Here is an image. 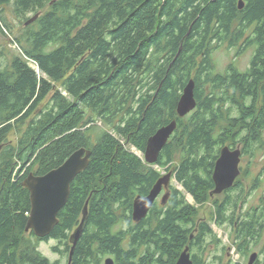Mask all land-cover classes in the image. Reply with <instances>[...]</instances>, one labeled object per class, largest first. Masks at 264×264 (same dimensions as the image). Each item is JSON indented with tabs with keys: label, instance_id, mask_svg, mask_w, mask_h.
Wrapping results in <instances>:
<instances>
[{
	"label": "trees",
	"instance_id": "trees-1",
	"mask_svg": "<svg viewBox=\"0 0 264 264\" xmlns=\"http://www.w3.org/2000/svg\"><path fill=\"white\" fill-rule=\"evenodd\" d=\"M5 7L23 28L13 39L18 55L2 61L0 50V264H61L25 232L30 200L22 184L81 148L91 152L89 165L43 239L56 240L63 250H53L68 258L87 202L70 264H176L185 248L193 264H207V244H221L211 223L228 225L236 252H249L264 230V196L262 210L238 215L246 198L239 181L222 197L210 194L225 146L239 144L250 158L263 150L264 174V0H0L1 34L10 30ZM28 14L38 17L25 26ZM223 45L235 56L253 50L245 71L234 62L216 71L213 53ZM189 80L197 105L179 118ZM172 121L158 161L146 164L137 153ZM17 125L26 127L13 147L7 137ZM162 172L181 190L170 186L165 203L134 223V199L147 196ZM208 203L211 223L198 216Z\"/></svg>",
	"mask_w": 264,
	"mask_h": 264
},
{
	"label": "water",
	"instance_id": "water-1",
	"mask_svg": "<svg viewBox=\"0 0 264 264\" xmlns=\"http://www.w3.org/2000/svg\"><path fill=\"white\" fill-rule=\"evenodd\" d=\"M243 8V3L239 2V9ZM38 14L30 19L25 26L34 22ZM194 81L189 82L184 87L180 99L177 103L176 112L179 118H183L190 114L196 108V99L194 97ZM176 122L160 128L151 136L147 142L145 151L142 154L143 160L148 165H155L162 149L176 129ZM91 152L85 148H81L72 153L58 168L51 170L43 176H35L30 173L23 181V186L29 192L30 214L27 220L25 232H32L35 237L45 239L49 237L58 225V214L67 204L70 185L74 179L89 165ZM241 159V151L239 148L231 149L227 146L220 151V156L215 163L212 176L215 188L210 196L220 195L222 192L230 189L240 174L239 164ZM171 173L162 176L153 186L147 196H138L133 201L132 220L139 223L143 220L153 207L154 203L160 196L163 189H168L171 180ZM168 198L165 193L161 198L162 204ZM87 217V202L84 206L82 219L78 228L70 236L71 248L68 256V264L71 263L74 249L82 234V227ZM257 255L252 254L248 264H254ZM103 264H114L112 258L104 260ZM176 264H193L190 259L189 249L185 248L180 254Z\"/></svg>",
	"mask_w": 264,
	"mask_h": 264
},
{
	"label": "rangeland",
	"instance_id": "rangeland-1",
	"mask_svg": "<svg viewBox=\"0 0 264 264\" xmlns=\"http://www.w3.org/2000/svg\"><path fill=\"white\" fill-rule=\"evenodd\" d=\"M28 17H34L32 14H28ZM4 17L9 26V31H5V34L0 33V50L4 54L1 58L2 61H9L14 55H18V47L13 42V39L19 34V31L23 28L21 25L20 19H18L12 12L11 7L4 8ZM236 49H227L225 45L217 49L213 53V62L216 67L217 72H223L225 68L232 62L236 64V67L239 71H245L250 63V60L253 55L252 49H247L242 54L235 56ZM235 115V112H233ZM97 126L101 128H105L99 122ZM25 125H17L12 132L7 137V143L13 147H16L19 138L21 137ZM239 148L241 150V146L238 144L234 149ZM137 155L142 156V154L137 153ZM143 157V156H142ZM178 163L176 159L174 165ZM263 169V150L256 152L253 158L249 156H241L239 171L240 174L237 177L236 181H239L243 187V193L246 195L244 205H241L242 214H245L249 210L255 208L259 204V200L264 196V176L259 175L262 173ZM167 173L171 172H162V176H165ZM259 178V184L254 189L256 183L254 184V180ZM170 186H174L181 190L180 186L177 185L171 178L169 182ZM165 194V191H162L158 202L161 201V198ZM217 195L211 196L212 199H215ZM222 197V195H218ZM189 203H192V199L187 197ZM241 211V210H240ZM212 210V204L208 203L203 207H199L198 213L199 217L207 222H210V217ZM214 233L217 238L220 239L221 244L216 248L215 245L208 243L207 249L204 253L203 259L207 264H228L229 261L239 262L240 264H248L249 258L252 254L257 255V260L259 264H264V230L262 231L260 237L256 241L250 245L249 252L245 255H239L236 252V249L233 245V232L232 229L225 225L223 227H217L214 223H211ZM73 234V233H72ZM26 238L29 239V235H26ZM31 241L36 244L37 250L40 252L42 256L47 258L50 262L59 261L61 264L67 263V255H61L59 252L54 251V248H58L63 250L61 246L54 239H49L46 241H35V239L31 238ZM209 242V240L207 241ZM225 248V251L223 250ZM218 257L221 258V262L219 263Z\"/></svg>",
	"mask_w": 264,
	"mask_h": 264
},
{
	"label": "flooded vegetation",
	"instance_id": "flooded-vegetation-1",
	"mask_svg": "<svg viewBox=\"0 0 264 264\" xmlns=\"http://www.w3.org/2000/svg\"><path fill=\"white\" fill-rule=\"evenodd\" d=\"M242 156V155H241ZM263 176H264V174H262ZM236 181V180H235ZM256 183V185H255V188L258 186V184H259V181H256L255 182ZM169 188H170V185L168 186V189H163L162 191H165V193H168L169 192ZM232 188V187H231ZM254 188V189H255ZM225 192V191H224ZM224 192H222L220 195H223V193ZM161 194H162V192H161ZM218 196V195H217ZM159 198V197H158ZM263 198V197H262ZM262 198H261V200H259V204H258V206L257 207H255V208H253V210H258V212L260 211V210H262V209H260V206L262 205V203H261V201H262ZM157 201V200H156ZM244 205V202H241L240 203V205H239V207H238V212L239 213H237L238 215L240 214V215H243L242 214V209H240L241 208V205ZM241 210V211H240ZM259 217H264V214H260L259 215ZM37 238V237H36ZM48 238V237H47ZM39 239V238H38ZM46 239V238H45ZM40 240H43V239H40ZM259 263V262H258Z\"/></svg>",
	"mask_w": 264,
	"mask_h": 264
}]
</instances>
